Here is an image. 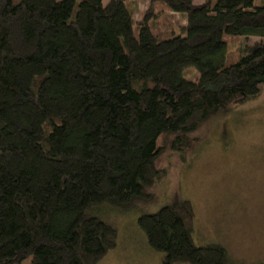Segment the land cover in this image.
<instances>
[{"label": "trees", "instance_id": "1", "mask_svg": "<svg viewBox=\"0 0 264 264\" xmlns=\"http://www.w3.org/2000/svg\"><path fill=\"white\" fill-rule=\"evenodd\" d=\"M128 1L0 0V264H96L118 230L87 209L149 198L168 145L182 154L264 84V0H160L184 14L169 38L152 1L135 36ZM226 34L259 40L227 64ZM194 220L177 199L137 225L162 264H227L221 245L195 244Z\"/></svg>", "mask_w": 264, "mask_h": 264}, {"label": "rangeland", "instance_id": "2", "mask_svg": "<svg viewBox=\"0 0 264 264\" xmlns=\"http://www.w3.org/2000/svg\"><path fill=\"white\" fill-rule=\"evenodd\" d=\"M151 1L150 24L155 34L161 38L182 34L184 14L172 12L160 0H129L134 35ZM224 38L227 64L242 55L244 45L259 40L227 34ZM182 75L195 82L199 78L194 67H185ZM224 84L222 79L206 88L217 90ZM192 135L194 142L182 154L168 145L157 157L161 175L147 186L149 198H134L126 208L105 203L87 209L118 230L116 247L96 264H162L164 254L148 245L137 218L177 199H189L194 208L196 245H221L227 264L264 263V84L255 96L211 115ZM30 262L27 256L18 264Z\"/></svg>", "mask_w": 264, "mask_h": 264}]
</instances>
